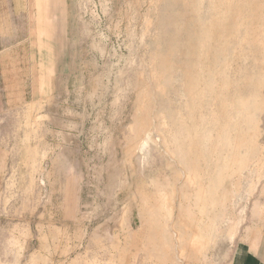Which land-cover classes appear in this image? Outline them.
Here are the masks:
<instances>
[{
  "label": "rangeland",
  "instance_id": "obj_1",
  "mask_svg": "<svg viewBox=\"0 0 264 264\" xmlns=\"http://www.w3.org/2000/svg\"><path fill=\"white\" fill-rule=\"evenodd\" d=\"M264 186V0H0V264H229Z\"/></svg>",
  "mask_w": 264,
  "mask_h": 264
},
{
  "label": "crops",
  "instance_id": "obj_2",
  "mask_svg": "<svg viewBox=\"0 0 264 264\" xmlns=\"http://www.w3.org/2000/svg\"><path fill=\"white\" fill-rule=\"evenodd\" d=\"M229 264H264V186L233 243Z\"/></svg>",
  "mask_w": 264,
  "mask_h": 264
}]
</instances>
